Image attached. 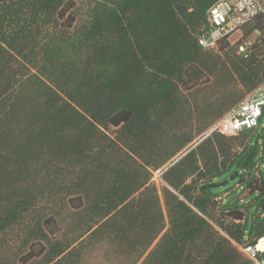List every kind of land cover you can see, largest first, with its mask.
Wrapping results in <instances>:
<instances>
[{
	"label": "trees",
	"instance_id": "16d2710c",
	"mask_svg": "<svg viewBox=\"0 0 264 264\" xmlns=\"http://www.w3.org/2000/svg\"><path fill=\"white\" fill-rule=\"evenodd\" d=\"M215 1L0 0V264H85L105 244L122 264H252L238 246L264 236V110L189 148ZM254 57L234 65L252 91ZM181 151L160 195L153 171ZM235 171L255 199L200 190Z\"/></svg>",
	"mask_w": 264,
	"mask_h": 264
},
{
	"label": "rangeland",
	"instance_id": "374dc122",
	"mask_svg": "<svg viewBox=\"0 0 264 264\" xmlns=\"http://www.w3.org/2000/svg\"><path fill=\"white\" fill-rule=\"evenodd\" d=\"M246 40L251 42L248 50L251 52V54H255L254 58L257 61L264 62V19L260 18L257 19L256 22H251L248 25L243 26L240 32H236L229 38L222 40L216 48L210 49L209 56H212L214 60H211L210 63H208V67H203L204 76L202 77V79H205L204 83H202L197 90L195 87H193L188 91H184V93L186 94L185 99L189 103V110H194L193 114L189 115V124L194 123L196 119L207 122L203 130L199 134H197L189 144V148L193 147L200 141L202 133L208 128L207 126L212 123L214 118L216 119L233 104L243 100L252 91L248 90L245 84H242L244 78L235 73L234 67L236 63H239L241 59L244 60L243 58H245L236 53V42ZM261 73L257 72V74L259 75ZM262 82L263 81H261V83ZM197 112L199 113L198 115H196ZM263 125L264 114L258 125V130L256 131L254 138L257 137L260 131H264L262 128ZM115 131L116 128L112 126L106 129V132L112 137L114 136ZM235 149L236 148H234L233 150ZM184 152L185 151H181L171 160L157 169L161 170V173L157 177L156 181H154V183L157 185L160 195H162V186H164V183L161 180L163 171L174 160H177L181 155H183ZM228 177L223 178L218 182H221ZM246 187L247 181H240L238 176H236L234 179L229 180L221 186L213 187V189L218 194L226 192L227 194L226 196H224L225 201H229L231 199H242L241 202L247 203L248 201L255 199L257 193L254 191L245 196V194L247 193V191L245 190ZM162 198L163 197L161 196V200ZM222 203H224L223 200ZM256 206V203L250 206V214L255 210ZM240 209L245 210V207L241 206ZM218 213L215 211L214 216L217 217ZM224 220L229 221L228 218H224ZM97 250H100V258H89L85 262V264H95L96 262H98V264H122V256L116 250V248H113L111 245L105 244L103 247L97 248Z\"/></svg>",
	"mask_w": 264,
	"mask_h": 264
},
{
	"label": "built area",
	"instance_id": "2783aa9c",
	"mask_svg": "<svg viewBox=\"0 0 264 264\" xmlns=\"http://www.w3.org/2000/svg\"><path fill=\"white\" fill-rule=\"evenodd\" d=\"M264 15V0H216L207 11L206 27L196 37L197 44L203 49L216 48L219 42L240 32L242 26L253 18ZM250 41L237 45V52L243 57L248 55ZM264 110V82L250 92L237 105L217 118L202 133L200 140L211 133L223 136L236 135L240 130L254 128ZM161 170L153 171L152 180L156 181ZM259 238L253 245H239L238 249L251 260L252 264H264V244Z\"/></svg>",
	"mask_w": 264,
	"mask_h": 264
},
{
	"label": "water",
	"instance_id": "95a60500",
	"mask_svg": "<svg viewBox=\"0 0 264 264\" xmlns=\"http://www.w3.org/2000/svg\"><path fill=\"white\" fill-rule=\"evenodd\" d=\"M176 161V160H174ZM173 161V162H174ZM238 175V172L235 171L232 175H230L227 179H224L223 181L221 182H214V183H204L200 186V190H205V189H208V188H213V187H218V186H221L223 184H225L226 182H228L229 180H232L234 179L236 176Z\"/></svg>",
	"mask_w": 264,
	"mask_h": 264
},
{
	"label": "bare ground",
	"instance_id": "6f19581e",
	"mask_svg": "<svg viewBox=\"0 0 264 264\" xmlns=\"http://www.w3.org/2000/svg\"><path fill=\"white\" fill-rule=\"evenodd\" d=\"M264 243H263V240L260 241V245L262 246Z\"/></svg>",
	"mask_w": 264,
	"mask_h": 264
}]
</instances>
